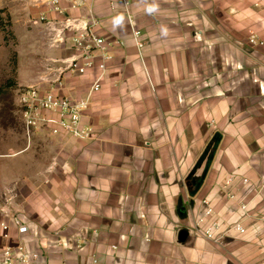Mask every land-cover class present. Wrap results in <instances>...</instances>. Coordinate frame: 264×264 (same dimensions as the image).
<instances>
[{
  "label": "crops",
  "instance_id": "0c3cea01",
  "mask_svg": "<svg viewBox=\"0 0 264 264\" xmlns=\"http://www.w3.org/2000/svg\"><path fill=\"white\" fill-rule=\"evenodd\" d=\"M130 2L132 21L120 0L77 9L0 0L27 26L25 86L86 95L98 69L66 66L90 17L97 34L124 43L111 49L84 113L92 136L37 134L29 143L28 175L15 176L0 203V262L7 244L23 240L40 255L34 264H264V47L248 42L251 32L264 37V2ZM203 199L222 232L242 221L245 233L207 239L208 221L197 224ZM15 218L29 230L5 238L1 222Z\"/></svg>",
  "mask_w": 264,
  "mask_h": 264
},
{
  "label": "built area",
  "instance_id": "2783aa9c",
  "mask_svg": "<svg viewBox=\"0 0 264 264\" xmlns=\"http://www.w3.org/2000/svg\"><path fill=\"white\" fill-rule=\"evenodd\" d=\"M58 4L59 0H53ZM70 7L77 9L86 4V0H69ZM130 21V0H120ZM264 0H258L262 3ZM115 3L113 2L112 5ZM41 20L44 17L40 18ZM97 24L95 18L90 17L83 27L76 28L71 38L73 48L76 53L67 62L66 69L73 74H85L93 67L98 69V73L92 82L87 93L83 97H74L62 94L56 86L49 88L39 85H27L19 89L17 105L20 113L21 124L25 137L30 143L35 135L44 134L48 136H69L78 140L89 139L92 136V128L83 122V116L88 109L93 95L100 90L107 62L112 58L110 52L115 46H122L121 40H108L100 36L94 30ZM132 32L136 44L142 48L140 41L141 32L132 26ZM248 42L252 46L264 47V37H259L251 32L248 36ZM232 178L228 179V183ZM244 183L248 179H243ZM230 199L235 195L230 194ZM205 211L197 220L198 226L208 223L203 228L204 236L215 242L221 243L223 236L230 231L245 233L246 228L242 221L236 222L222 232V227L217 213L208 199H203ZM243 211L247 210V204H239ZM15 228L21 236L28 232L29 227L18 218L11 222L2 221L1 228L5 238L11 237V228ZM39 253L29 251L23 242L19 240L16 244H7L1 253L0 264H34Z\"/></svg>",
  "mask_w": 264,
  "mask_h": 264
},
{
  "label": "rangeland",
  "instance_id": "374dc122",
  "mask_svg": "<svg viewBox=\"0 0 264 264\" xmlns=\"http://www.w3.org/2000/svg\"><path fill=\"white\" fill-rule=\"evenodd\" d=\"M19 14L12 17L8 11L0 13V203L13 194V188H7L13 178L28 175L25 151L29 142L17 105L19 89L28 79V60L24 58L27 52H22L27 49L28 37L24 33L27 26L14 22Z\"/></svg>",
  "mask_w": 264,
  "mask_h": 264
},
{
  "label": "clouds",
  "instance_id": "9594fccd",
  "mask_svg": "<svg viewBox=\"0 0 264 264\" xmlns=\"http://www.w3.org/2000/svg\"><path fill=\"white\" fill-rule=\"evenodd\" d=\"M121 19H122V18L117 19L116 23L119 24V23L121 22Z\"/></svg>",
  "mask_w": 264,
  "mask_h": 264
},
{
  "label": "water",
  "instance_id": "95a60500",
  "mask_svg": "<svg viewBox=\"0 0 264 264\" xmlns=\"http://www.w3.org/2000/svg\"><path fill=\"white\" fill-rule=\"evenodd\" d=\"M195 183H196V182H195ZM200 184H201L200 182L197 183V189L200 187Z\"/></svg>",
  "mask_w": 264,
  "mask_h": 264
},
{
  "label": "trees",
  "instance_id": "16d2710c",
  "mask_svg": "<svg viewBox=\"0 0 264 264\" xmlns=\"http://www.w3.org/2000/svg\"><path fill=\"white\" fill-rule=\"evenodd\" d=\"M3 12V10H0V13Z\"/></svg>",
  "mask_w": 264,
  "mask_h": 264
}]
</instances>
